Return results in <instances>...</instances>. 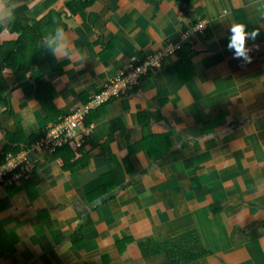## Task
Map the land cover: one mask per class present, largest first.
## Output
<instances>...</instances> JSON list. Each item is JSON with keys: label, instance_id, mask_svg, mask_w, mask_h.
<instances>
[{"label": "crops", "instance_id": "0c3cea01", "mask_svg": "<svg viewBox=\"0 0 264 264\" xmlns=\"http://www.w3.org/2000/svg\"><path fill=\"white\" fill-rule=\"evenodd\" d=\"M78 2L8 0L14 22L0 45L21 41L36 58L28 26L54 11L72 56L49 51L22 80L0 73V156L11 136L38 141L59 123L47 121L38 78L53 86L59 121L132 65L170 45L181 52L90 110L85 145H64L80 163L64 169L37 141L18 153L35 170L0 185V237L16 242L0 264H168L166 247L199 245L206 252L182 264H264V0ZM234 22L260 31L243 67L227 47Z\"/></svg>", "mask_w": 264, "mask_h": 264}, {"label": "built area", "instance_id": "2783aa9c", "mask_svg": "<svg viewBox=\"0 0 264 264\" xmlns=\"http://www.w3.org/2000/svg\"><path fill=\"white\" fill-rule=\"evenodd\" d=\"M207 23L201 22L190 31H205ZM181 47L170 45L166 50H162L139 64L132 65L127 71L108 80L102 88L90 96V100L83 107L71 115L64 116L58 124L51 126L45 136H42L34 145L36 152L42 153L72 143L76 148L82 147L91 134L92 125L87 126L86 115L92 108L99 107L110 102L112 99L121 96L132 86L139 84L148 74L161 66L167 57L176 55ZM27 151V150H26ZM35 165L23 154H9L6 161L0 165V184L9 186L19 181L21 178L33 175Z\"/></svg>", "mask_w": 264, "mask_h": 264}, {"label": "trees", "instance_id": "16d2710c", "mask_svg": "<svg viewBox=\"0 0 264 264\" xmlns=\"http://www.w3.org/2000/svg\"><path fill=\"white\" fill-rule=\"evenodd\" d=\"M89 1L90 0H79V2L76 4L77 6L75 10L76 11L82 10L85 6L88 5L87 3ZM56 17H57L56 12L50 11L44 19L35 21L33 24L28 26V28L31 30V32H33V34L37 37L39 43L41 44L40 52L36 58H32L28 55L21 41H14L7 43L5 45H0V73L6 68H11L15 71V73H17L18 78L22 80L25 79L26 73H28L29 70H31L32 65L37 64L41 69H44L46 67L45 54L49 52L50 49H48L44 45L43 37L56 27L55 25ZM24 27L27 26H21L19 31L21 35H23V37L25 32V29H23ZM1 31L2 29H0V32ZM36 97L39 100V102L42 104V106L44 107L47 113V121L59 122L62 117L59 119V121L57 119L60 116L61 110L57 107L54 101L52 84L50 82H45L41 78H38L36 80ZM0 100H5V98L2 97L1 91H0ZM5 101L8 102L7 100ZM62 116L64 117V115ZM46 132L47 130L43 132L40 138L42 136H45ZM10 138H11V142L6 146L4 152H2L0 156V158L3 159V162L1 164H3L6 161L9 154L17 155L20 151L24 149L28 150V148L31 147L32 144L37 141V139L34 138L18 139L14 136H11ZM13 143H18L19 145H14ZM54 153L56 156L62 158L64 162L63 165L64 169L66 170L70 169L75 165L76 162L72 161V159L75 157V154L72 152V150H70V147L68 145L57 148L54 151ZM77 163H80V160H78ZM7 234L5 232H2L0 237V256L8 252L15 251L16 242L9 241L10 237L7 238L8 237ZM165 249L170 259L168 264H182L193 259L195 260L200 258L204 254V252H206L201 247V245H199V249H200L199 251H196L195 249L189 251L186 250L178 251L169 247H166Z\"/></svg>", "mask_w": 264, "mask_h": 264}, {"label": "clouds", "instance_id": "9594fccd", "mask_svg": "<svg viewBox=\"0 0 264 264\" xmlns=\"http://www.w3.org/2000/svg\"><path fill=\"white\" fill-rule=\"evenodd\" d=\"M19 6V5H17ZM14 22V9L8 0H0V29L9 30V26ZM229 50H234L233 59L242 60L241 66L252 63L253 57L250 53L259 48L248 46V40L255 41L260 35L259 29L248 30V26L243 22H234L229 26ZM44 45L50 49L53 56L59 61L71 58V43L68 39L65 28L57 25L52 31L43 37Z\"/></svg>", "mask_w": 264, "mask_h": 264}]
</instances>
